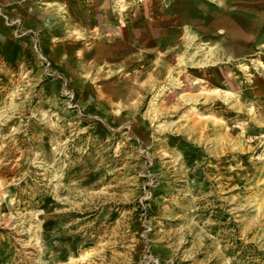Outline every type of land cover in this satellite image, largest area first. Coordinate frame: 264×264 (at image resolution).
<instances>
[{
  "label": "rangeland",
  "instance_id": "rangeland-1",
  "mask_svg": "<svg viewBox=\"0 0 264 264\" xmlns=\"http://www.w3.org/2000/svg\"><path fill=\"white\" fill-rule=\"evenodd\" d=\"M0 264H264V0H0Z\"/></svg>",
  "mask_w": 264,
  "mask_h": 264
},
{
  "label": "bare ground",
  "instance_id": "bare-ground-1",
  "mask_svg": "<svg viewBox=\"0 0 264 264\" xmlns=\"http://www.w3.org/2000/svg\"><path fill=\"white\" fill-rule=\"evenodd\" d=\"M253 4V3H252ZM231 36V35H230ZM237 39V38H236ZM235 39V40H236ZM242 39V38H241ZM213 51H215V49L214 48H211L210 50H208L207 51V53H208V55H207V59H205V62H203V64H208V63H210V61H211V58H213Z\"/></svg>",
  "mask_w": 264,
  "mask_h": 264
},
{
  "label": "crops",
  "instance_id": "crops-1",
  "mask_svg": "<svg viewBox=\"0 0 264 264\" xmlns=\"http://www.w3.org/2000/svg\"><path fill=\"white\" fill-rule=\"evenodd\" d=\"M236 4L235 5H237V6H239L240 5V3L239 2H235Z\"/></svg>",
  "mask_w": 264,
  "mask_h": 264
}]
</instances>
